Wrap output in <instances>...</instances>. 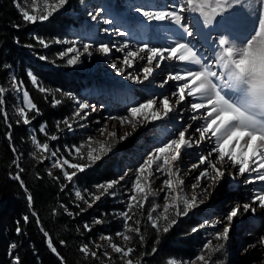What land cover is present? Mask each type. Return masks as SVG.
<instances>
[{
  "label": "snow or ice",
  "instance_id": "obj_1",
  "mask_svg": "<svg viewBox=\"0 0 264 264\" xmlns=\"http://www.w3.org/2000/svg\"><path fill=\"white\" fill-rule=\"evenodd\" d=\"M13 3L26 24H35L48 21L65 10L70 6L71 0H43L42 8L37 5L36 0H26L24 6L21 0H13ZM28 3L32 6L31 11L28 10ZM255 4L256 7H253L250 0H172L170 4L155 8L142 3L132 5L130 11L134 15L130 19L134 23L169 24L175 27V39L163 45L142 42L133 47L129 40L124 39L120 43L111 40L100 42L94 49L90 42L55 41L70 45L57 54L58 59L65 60L68 66H77L82 63V57H92L94 54L108 58L115 51L122 53V57L113 59L110 66L125 80L141 85L147 81L151 87L164 89L168 86L170 89L149 95L142 102L133 104L126 109L125 115L109 117L118 121L120 127L130 125L133 131L137 130L138 125L147 127L154 122L168 119L173 125V131L168 138L149 151L134 170L129 169L115 179L94 184L92 187L95 191H90L87 187L76 188L74 203L75 207L80 209L78 213H73L64 204L60 205L65 214L75 219L76 215L86 210L81 208L79 202L92 208L103 197L116 198L117 192L114 189L125 182L126 178L131 181L123 193L126 197L123 210L115 214L122 221V230L117 231L115 237H119L124 243H116L112 235H103L100 239L107 243L111 252L101 244H94L93 248L82 244L79 251L85 257L99 260L102 256L111 264L112 253H115L122 264H141V261L134 258L136 248L133 246V239L134 236L138 237L140 243H144L142 221L138 213L143 214L145 205L152 196L163 193V205H152L146 214L147 221L159 235L168 233L177 224V217L187 216L189 209L204 204L205 201L201 197L226 175L232 179L244 177L245 184L264 185V0H255ZM114 7L122 8L123 5L117 3ZM105 12L104 7H98L95 11H88L86 15L97 25L110 26L100 28L102 34L121 38L131 35L127 29L112 27L114 19ZM253 14L255 20L252 26L237 43L238 37L233 33L234 25L242 23ZM14 27L19 28V25ZM35 39L43 47H49L44 39ZM15 42L20 43L18 38ZM78 43L81 46L78 47ZM39 59L47 60V57L40 56ZM27 75L31 84L39 92L46 94V100L51 95L53 107L62 103L61 99L42 86L36 74L29 71ZM157 77H161L158 85ZM10 83L11 89L20 94L16 108V124L31 126L36 116L41 114L40 109L23 80H18L12 75ZM55 91L60 92L59 89ZM7 94L8 89L0 86V117H3L8 128L5 136L13 153L12 166L16 169L14 173H10L11 178L23 189L30 215L40 227L48 248L57 256L60 264H64L63 256L58 252L49 232L43 227L39 213L34 207V197L22 179L23 153L18 152L12 143V124L6 107ZM63 95L74 102L75 109L71 116L58 121L56 127L61 130L63 125L71 131L73 122L87 120L90 115L88 110L94 112L96 107L72 93ZM185 112L190 113L187 121ZM177 124L179 127H176ZM80 127L85 125L80 124ZM37 132L45 136L43 142L38 138ZM98 132L101 136L106 134L109 140L98 141L89 136L79 145H65L64 151L67 155H63L60 148H54L49 143L59 137L47 131L45 122L38 129H31L30 140L35 151L30 155L37 159L39 154L38 162L41 164L45 160L51 161L49 176H53L51 169L60 170L61 176L67 182L61 186L63 192L66 187L75 184V178L79 174L101 161L114 144L121 143L132 135L131 132H125L123 136H118L116 131H109L106 127L99 128ZM205 142L212 146L202 154L197 153L196 162L187 169V174H194L190 185L192 194L189 196L185 192L180 162L185 149L200 148ZM61 176L53 178L59 181ZM160 177L164 179L160 180L157 191L153 188V181ZM39 178L37 176V179ZM204 181L207 183H203ZM248 200L249 202L237 203L230 207L222 218L206 220L193 227L192 233L209 227L216 231L210 234L212 238L202 244L194 257L189 260L173 257L167 264H215V254L223 248V243L213 241L223 242L229 238L232 222L241 212L254 214L257 207L264 209V187L253 189ZM158 209L162 210L158 212ZM52 214L56 215L57 210L53 209ZM29 219L27 214L22 217L24 223H28ZM103 222L102 218L93 220L96 225ZM83 229L91 232L92 225L85 223ZM16 231L18 234L21 232L19 222ZM60 244L64 246L66 241L62 239ZM16 247L15 243L10 244L8 254L12 264H21L20 257L12 251ZM257 247L264 248V236L248 244L245 251ZM157 251L153 246L151 254ZM261 264H264V261H261Z\"/></svg>",
  "mask_w": 264,
  "mask_h": 264
},
{
  "label": "trees",
  "instance_id": "obj_2",
  "mask_svg": "<svg viewBox=\"0 0 264 264\" xmlns=\"http://www.w3.org/2000/svg\"><path fill=\"white\" fill-rule=\"evenodd\" d=\"M21 3L24 6L26 0H21ZM66 21L67 17L65 16H55L47 24H26L14 6L13 0H0V86L8 88L10 85L9 75L13 69L14 75L18 80L24 81L30 96L40 109L41 114L33 120V126L38 129L41 124L47 122V131L56 135H59L58 132H60L56 127L57 122L72 114L71 100L65 95L61 96L67 89H72L71 82L63 80L56 71L44 68L39 55L47 53L49 56L50 53L51 56H54L55 54L52 48L45 49L40 45L35 37L46 41L50 37L62 35ZM14 25H19V28ZM17 38L20 41L19 44L15 42ZM28 45H33V47H28ZM5 65L8 67L6 68ZM29 70L36 74L42 86L49 89L57 98L63 97L59 106L53 107L51 95L46 100V94L39 92L31 84L27 75ZM57 89H61L62 93L56 92ZM13 93V90L9 88L6 95L7 112L12 124V143L18 152L23 153L22 179L34 197V207L39 213L43 227L53 238L58 252L64 258V264H104L100 259L93 260L91 257H85L79 248L83 244V239H87L86 244L93 248L99 231L112 235L116 243H124L119 237H115V233L122 230V221L115 214L123 210L126 203L120 200V196L125 197L123 192L115 190L116 198L103 197L92 208L79 202L81 208L86 210L82 214L76 215L75 219L65 214L63 208L60 207L61 204L68 206L73 213L80 211L75 207L74 193L63 191L62 194L61 186L64 181L60 171L56 170L53 176H49L48 167L30 155L32 144L28 139L27 127L23 124H16L18 117L13 105ZM30 115H34V113H30ZM67 130L61 125V131L70 142L69 144L66 141L67 146L77 145L78 139L70 137L69 133H66ZM7 131L8 128L3 117H0V264H12L8 254L9 246L12 243L17 246L12 251L20 257L21 264H60V260L48 248L40 227L30 215L23 189L18 182L11 178L10 173H14L16 169L12 166L13 153L5 136ZM37 136L41 142L46 139L38 132ZM49 143L54 148H60L61 154L67 155L64 151L65 146H61L60 138L56 141H49ZM114 157L104 158L84 173L79 174V178H76L77 186L80 189L87 187L90 191H95L92 187L94 184L114 179ZM37 176L40 178L37 179ZM54 176H61V179L57 181L53 178ZM152 205H154V201L150 197L143 214L138 213L142 221L141 231L145 239L141 244L139 238L134 236L133 246L136 248L134 258L141 261V264H167L170 257H180L179 254L191 257L192 245L186 242L187 240L180 238L179 230L172 228L168 233L158 235L151 227L146 219V214ZM53 209L57 210L56 215L52 214ZM105 213L107 215H104ZM26 214L30 217L28 223H24L22 220ZM95 218H102L104 222L99 225L93 224ZM17 222L21 228L19 234L16 231ZM85 223L92 225L91 232H86L83 229ZM100 234L102 233L100 232ZM62 239L66 241L64 246L60 244ZM179 242L184 243L179 244ZM153 246L158 249L155 254H151ZM144 253H149V255H143Z\"/></svg>",
  "mask_w": 264,
  "mask_h": 264
},
{
  "label": "rangeland",
  "instance_id": "obj_3",
  "mask_svg": "<svg viewBox=\"0 0 264 264\" xmlns=\"http://www.w3.org/2000/svg\"><path fill=\"white\" fill-rule=\"evenodd\" d=\"M87 1H92V0H71L70 6L63 11L74 10L76 11L75 12L76 15L82 19L86 8L85 3ZM36 2L40 8L43 7V0H36ZM111 2L112 0H107V1L103 0L101 7L105 8L106 10L105 14L107 16L114 17V11L112 9ZM250 2L252 3L253 7H256L255 0H250ZM27 7L29 11H31L32 8L31 4L27 5ZM254 20H255V15L254 14L250 15L242 23L238 22L237 24H235L234 29L239 34L245 35L247 33V30L250 29V27L252 26ZM103 27H109V26L104 25ZM160 28L162 30L161 26ZM81 29H82L81 34H73L72 36L66 37L63 41L77 40L78 42L79 41L90 42L93 44L94 49L100 42H107L104 41L103 39V37L106 34H102L99 31L100 25H97L95 22L91 21L90 18L86 20L85 24L82 25ZM116 42L120 43L119 41ZM236 42L239 43V40L237 39ZM53 43H55L56 45L59 44L56 43L55 40L52 39V37H50L48 42L49 47H52ZM63 44L64 46L60 47L55 51L56 56L54 58L51 57L47 59L48 62L47 66L53 67L52 70H55L57 73H59L61 77L65 76V74L68 75L80 74V76H83V79L77 82L79 84V93L76 92L73 94L80 99L87 100L89 104L94 105L95 107H96L95 104L99 100L105 102L106 105H103L102 108L105 111H107V112L104 111L107 115L101 117V121H102L101 128L106 127L109 131H116L118 133V136H123L125 132L132 133V135L127 140L121 143L114 144L111 147V151H109L103 158L111 157L112 155L109 156V153L119 154L123 157L124 163L120 166V173L118 176L122 175L125 171L129 169L134 170L135 167L142 161V159L146 156V154L149 151H151L154 147L159 146L165 139L168 138V136L173 131V125L169 122L168 119H165L163 121H157L152 124H149L147 125V127H141L140 125H138L137 130L133 131L130 125L126 124L124 127H120L118 121L109 119V117L125 115L126 109L128 107L132 106L137 102H142L143 99L151 95V93L154 94L153 92L150 91L149 84L145 82L143 85H141V84L131 83L130 81L128 84L131 83L130 84L131 86L128 88L129 85L127 84L126 88L128 89L125 88L127 90V93L126 95H123L125 91H122L121 89H123L125 86L124 82L118 80L116 76L117 73L110 72L109 70L102 68L103 64L101 63H103V59H104L103 56L99 54H94L92 57H82V63L74 67L68 66L65 60L58 59L57 57V54L60 51H63L65 48L70 46L65 43ZM77 46L79 47L81 45L78 43ZM132 46L135 47L137 45L132 44ZM117 55L119 54L114 51L111 57H116ZM120 82H123L124 86L121 85ZM166 87L167 89L164 88L163 90L164 92L170 90L168 86ZM9 88L11 89V85H9L7 89ZM148 88L151 93L148 91ZM59 90H60L59 93H62V90L61 89ZM13 92H14L13 105H16V101H19L20 99V94L15 92L14 90ZM68 92H73V91L72 90L64 91V93H68ZM62 95L63 94H61V96ZM61 96L60 99L63 100V97ZM114 98H119L120 100ZM73 107L75 109V105ZM88 111L90 112V115L87 120L84 121L77 120L73 122V125H76V128H78L79 130H84L82 134L79 133L77 145L84 142L89 136H92L95 140L107 142L109 140V137L106 134L104 136H101L98 131L94 130L93 121H91L92 122V126H91L89 118H92L94 112L91 111L90 109ZM33 122L31 126H26L28 130L29 140L31 135L30 130L32 128H35L33 126ZM80 124H84L85 127H80ZM58 133H59L58 136L61 139V146L67 145L66 141L69 142L68 137H66L63 131L61 130ZM94 146H96L97 148L99 147V145H94ZM31 148H32V152L35 151L33 144ZM38 159H39V154L36 160L38 161ZM196 159H197L196 157L192 158L191 162L193 163L196 162ZM79 162H84V161H79ZM43 164H45L48 167V169L51 168V161L45 160ZM56 170L59 169H51L52 173H54ZM181 173H182V178L185 180V192H187L188 195L191 196L192 193H191L190 185L192 182V176L194 174H187L186 170H182ZM131 176L132 173L130 172L129 177ZM162 179H164V177H160V179L153 181V188L156 189L157 191L159 190L160 180ZM63 181H64L63 185L67 183L64 179ZM75 183H76V178H75ZM76 186L77 185L75 184L70 185L66 187L64 191H67V193L70 192L74 193ZM118 187L120 190L124 191L125 182H122V184L119 185ZM261 187H264V185L258 183L252 189L249 188L250 191L244 190L242 191V193H240V191L237 190L234 192V197H229V198H228L229 196L228 192H226V190L224 189L226 187H223L222 189H216L215 191L211 187L209 189V192L201 197V199L205 201L204 204L200 205L197 208L189 209L187 216L176 218L177 224L174 225L172 228H175L177 231L179 230L180 234H182L181 236L182 238H191L195 242L194 243L195 251L194 249H192V252L194 253L192 257H194L200 251L202 244L206 240L212 238L210 234L216 231V229L210 227L204 228L197 233H192L191 229L197 226L198 224L203 223L206 220L213 221L218 218H222L230 207L234 206L237 203L240 204L244 203V201L248 200L251 191L253 189H259ZM197 191H199V189ZM246 191L249 192L247 193ZM153 197L156 198L157 204L163 205L164 203V200L162 198L163 193H160L159 195H155ZM120 200L121 202L123 200L121 196H120ZM161 210L162 209H158V212ZM263 210L264 209H262V211ZM262 214L263 212L257 216L255 213L254 214L252 213L251 215L246 217V216H242V214L240 213L236 218H234L231 226V231L229 233V238L223 242L213 241L214 243H223V248L218 253L215 254L214 257L215 264H261V261H264V248L257 247L255 249H249L248 251H245V248L248 244L254 243L261 236H264V218L262 219L259 217L262 216ZM221 230H222V226H221ZM100 232L102 234H100ZM103 235H107V234L105 232L99 231L98 239L95 244H101L103 248L111 252V249L107 247V243L100 239V237ZM241 236H243V239L247 240L246 242H244V244H240L239 239ZM86 240L87 239L82 240L83 244H86ZM183 243L184 242H179V244H183ZM173 244H175V242H173ZM112 255H113V260L111 264H120V262H122L117 256V254L112 253ZM103 259L105 260V258L101 256L100 261L103 262L104 264H108V262L104 261ZM249 261L250 263H248Z\"/></svg>",
  "mask_w": 264,
  "mask_h": 264
},
{
  "label": "bare ground",
  "instance_id": "obj_4",
  "mask_svg": "<svg viewBox=\"0 0 264 264\" xmlns=\"http://www.w3.org/2000/svg\"><path fill=\"white\" fill-rule=\"evenodd\" d=\"M119 55H117L116 57H108L107 59L104 57L103 59V64L102 65V68H105L107 70H109L110 72H116L115 69L111 68L110 66V63L113 59H116L117 57H122V53H118ZM143 63V62H141ZM170 70V69H169ZM117 78L119 81H123L125 86L124 88L127 87V84L130 82L129 80H125L122 76H120L118 73L116 74ZM161 79V77H157V80H156V84L158 85L159 83V80ZM147 82V81H146ZM149 84V82H147ZM164 89H160L158 86L157 87H151L150 86V91L153 92V93H158V92H161L163 91ZM122 92V91H121ZM96 111H94V115L92 116V118H89L90 120V124L92 126V122L94 123V130L98 131L99 128H101V117H104V115H107L105 111L102 107H103V103L102 101H98L96 104ZM105 111V112H104ZM100 112V114H99ZM190 113L188 112H185L184 113V117H185V120L187 121L188 120V116H189ZM97 121H99V123H97ZM191 123V121H188ZM104 124V123H103ZM176 127H179V124L176 125ZM212 145L208 142H205L200 148H193V149H185L184 150V154H183V159L182 161L180 162V167H181V171L182 170H186L188 169V167L193 163L191 162V159L194 158L196 156L197 153H200L202 154L203 152H205L208 148H210ZM244 177H236L235 179H232L231 177L229 176H225L224 179L220 180L217 184L213 185L212 186V189L215 191L216 189H222L223 187H226L224 188L226 190V192H228L229 197H234V192L239 190L240 193H242V191L244 190H249V188H251L253 185L255 184H245L244 182ZM207 183V181H204L203 183ZM247 192V191H246ZM238 196V195H237ZM259 210H260V213H259ZM256 212L258 214H261L262 213V209L257 207V210ZM242 216H249L250 213H243L241 212ZM221 227V226H220Z\"/></svg>",
  "mask_w": 264,
  "mask_h": 264
},
{
  "label": "water",
  "instance_id": "obj_5",
  "mask_svg": "<svg viewBox=\"0 0 264 264\" xmlns=\"http://www.w3.org/2000/svg\"><path fill=\"white\" fill-rule=\"evenodd\" d=\"M248 263H250V261Z\"/></svg>",
  "mask_w": 264,
  "mask_h": 264
}]
</instances>
